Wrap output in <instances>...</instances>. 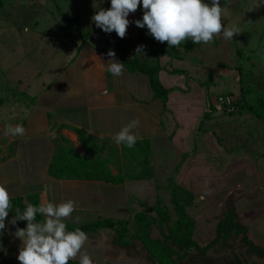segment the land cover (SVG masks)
<instances>
[{"label": "rangeland", "instance_id": "1", "mask_svg": "<svg viewBox=\"0 0 264 264\" xmlns=\"http://www.w3.org/2000/svg\"><path fill=\"white\" fill-rule=\"evenodd\" d=\"M0 2V14L5 17L0 20V26L8 23L16 29L12 28L13 34L0 35V77L2 67L14 56L7 47L14 46L17 50L21 44L20 28L26 30L37 22L38 28L62 35L67 29L75 30L77 19L83 28L91 27L92 16L110 5V0ZM204 2L210 3V0ZM251 2L220 0L225 10L222 24L226 27L237 24L242 30L233 40L217 36L210 44L191 41L183 52L177 48L181 54L179 57L177 53V58L186 54L191 60L190 67H201L190 69L200 78L192 79L195 83L191 85L209 89L207 97L211 103L210 107L208 103L203 106L204 110L209 109L207 119L202 118L203 109L198 113L190 107L188 115L184 106L176 107L183 110L174 117L176 126L181 128V144L187 148L186 161L177 172L172 175L173 161L162 160L167 158L166 153L160 156L155 150L154 155L150 148V162L145 164L140 146L128 148L110 140L100 143L106 146V169L112 176L119 175L130 182L129 190L133 193L128 194V208L116 206L106 213L110 217H128L124 218L126 224L102 230L106 235L105 264H264V256L249 251L241 234L235 231L222 233L206 251L186 249V239L168 238L187 226L176 211V203L180 202L193 219L191 239L200 246L215 237L218 221L233 211V216L247 227L249 239L264 247V119L243 107L242 95L247 89L264 93V6L247 11ZM66 16L76 20L70 21ZM29 33L31 46L37 40V33L32 29ZM238 50L242 51L241 55L237 54ZM144 51L143 56H137L139 60L155 59L154 54ZM239 66L242 71L251 72L245 75L244 81L240 78ZM220 94L233 96L238 107L228 111L216 101ZM198 118L203 119L201 124ZM178 151L173 150L176 157ZM139 174L142 178H132ZM112 195L116 200L120 197L119 192ZM26 223L23 221L21 225L26 227ZM181 253L183 258L179 259Z\"/></svg>", "mask_w": 264, "mask_h": 264}, {"label": "crops", "instance_id": "2", "mask_svg": "<svg viewBox=\"0 0 264 264\" xmlns=\"http://www.w3.org/2000/svg\"><path fill=\"white\" fill-rule=\"evenodd\" d=\"M142 13V8L138 7L128 16L130 24L123 38L126 41L125 58L141 57L136 55L135 48L144 45L140 38L144 28L136 27L134 21L142 19ZM4 18L0 14V20ZM77 20L79 30L67 29L62 35L42 30L35 22L31 28H20L21 44L17 50L14 46L7 47L14 56L2 67L0 77V184L6 186L11 199L19 197L26 205L29 196H35L39 204L76 201V210L65 223L81 225L110 217L106 213L113 207L128 208L130 182L124 179L114 183L89 173L52 175L50 164L54 161L75 162L79 156L106 160V146H100V143L113 141L112 137L124 125L138 119L140 124L134 129L137 140H149L154 155L166 153L167 158L162 160L173 161V175L185 163L187 153L179 138L181 128L176 126L174 117L183 110L176 107L184 106L188 115L190 107L199 113L208 103L209 89L191 85L195 83L192 79L200 78L190 69L201 67H190L191 60L186 54H182L181 59L167 52L157 55L154 60H149L156 65L153 73L130 71L124 64L123 75L113 76L106 71L107 52L119 37L114 31L104 33L94 23L83 28ZM12 28L16 30L13 24L0 26V35L13 34ZM30 29L37 33V40L31 46L28 44L31 33L27 34ZM157 47L145 46L144 49L150 54ZM144 49L143 53L146 52ZM184 50L183 47L180 51ZM116 59L123 63L118 55ZM152 77L157 79L159 88L153 87ZM194 93L198 95H192ZM162 95H166L165 103ZM206 110L201 113L204 115ZM202 118H198L199 124ZM17 124L24 126L25 136L6 134L9 125ZM76 128L83 130L86 138L79 140ZM177 149L176 157L173 150ZM113 192L120 193L119 199L116 200ZM11 219L9 212L6 228L0 232V245L3 246L0 264H20L16 257L21 241L14 233L17 227H24L18 223L9 224ZM41 219L44 220L42 215ZM104 229L106 227L87 233L84 248L93 264L106 263ZM72 260L80 264L79 258Z\"/></svg>", "mask_w": 264, "mask_h": 264}, {"label": "clouds", "instance_id": "3", "mask_svg": "<svg viewBox=\"0 0 264 264\" xmlns=\"http://www.w3.org/2000/svg\"><path fill=\"white\" fill-rule=\"evenodd\" d=\"M264 6V0H252L247 11ZM142 8V19L134 21L138 28H147L148 34L157 42H167L169 47H179L181 42L191 40L193 44H210L215 37L233 40L235 35L242 32L237 24L225 26L222 24L224 8L220 0H110V7L99 9L93 16L92 22L104 33L113 31L123 39L126 37L130 24L129 14ZM144 45L135 48L136 55L143 56ZM109 60L106 71L113 76L124 73V63L116 59V54L109 49ZM140 124L138 119H132L124 125L113 137L118 145L134 147L138 136L135 134ZM6 134L12 137H23L26 129L22 124L9 125ZM11 195L6 186L0 184V232L6 228V218L11 209ZM76 210V201L67 200L60 203L44 201L38 206L28 204L21 212L16 209L10 221H26V227L16 228L15 237L21 241L16 259L20 264H69L72 259L79 258L80 264H93L92 258L84 248L88 235L80 228L67 231L65 220ZM37 214L44 217L43 221L36 220ZM0 250L3 246L0 245Z\"/></svg>", "mask_w": 264, "mask_h": 264}, {"label": "trees", "instance_id": "4", "mask_svg": "<svg viewBox=\"0 0 264 264\" xmlns=\"http://www.w3.org/2000/svg\"><path fill=\"white\" fill-rule=\"evenodd\" d=\"M143 15V13H142ZM67 19L70 21H75L76 19L74 18H69L66 16ZM77 30H79V26L76 24L75 27ZM264 33V31H263ZM141 41L144 43L146 47L148 46H153L157 45V49L154 51H151L150 54H154L155 57L160 54H164L167 52L168 54L177 57H180L181 54L177 50V48H183L185 47L191 40H187L185 42H181V45L179 47H169L167 42L160 43L157 42L151 35L148 34V30H144L141 34ZM126 45V41L124 39L119 38L115 43L111 44L109 46V49L113 50L116 55L121 57L123 63L125 66L130 70V71H140V72H145V73H153V71L156 69V65L153 62H144L141 61L137 58V56H134L133 58H125L123 56V51ZM241 50H238V55H241ZM240 67V66H239ZM158 68V67H157ZM176 71V70H175ZM241 73V80L244 81L245 75H251L250 71H242L241 67L239 69ZM151 82L154 88H159L158 81L155 77L151 78ZM243 99H244V105L245 109L249 110L250 112L254 113L257 117L264 119V93H255L251 89L243 90L242 91ZM162 101L165 103L166 102V95H162ZM239 104H242V101L239 102ZM208 105L210 107L211 103L208 98ZM235 106L238 107V105ZM209 117V109L204 112L203 118L207 119ZM203 119L200 121V124L202 123ZM76 134L78 136L79 140H83L86 138V134L83 130L81 129H75ZM140 146L141 150L143 151L145 157H144V162L145 164H148L149 157L148 153L150 150V142L147 139L144 140H137L134 147ZM49 172L52 175H58V174H63V175H73L76 174L78 176H81V174L84 173H89V174H94L103 178H106V181H111L114 183L121 182L124 178L119 175L112 176L108 169H106V160L102 159H95V160H88L84 156H79L77 158V161H66V162H61L57 163L56 161L52 162L49 166ZM132 178L134 179H140L142 178V175H134ZM170 184L172 187H174V182L171 179ZM29 203L33 204L34 206H38L39 202L35 196H29L28 197ZM11 204V209L10 213H12V217L15 215L16 209L18 208L21 212H23L26 209V204H24L21 200V198H12L10 200ZM176 211L179 214L180 218L185 220L187 222V226L185 230L173 233L168 236V238L172 239H186V249H189L190 247H194L197 251H206L210 248V246L217 241L222 233L224 232H230V231H235L239 234H241V240L244 243V245L248 248L249 251L254 252L257 256L263 257L264 256V247H261L257 244H255L251 239H249L247 235V227L243 225L240 221H238L235 216H233V211L228 212L225 218L221 219L218 221L216 224V234L215 237L209 241L207 244L204 246H200L196 241L191 239L192 236V231L194 228V223L192 217H190L186 211L184 210V204L177 202L176 203ZM143 216V215H142ZM36 220L38 222L42 221L41 215L37 214ZM18 224H22L23 221H17ZM126 224V219H113L110 217H106L103 219H97L93 221L86 222L81 225H74V224H68L67 225V231H74L76 228H80L82 231L85 233L95 231L100 228H118L119 224ZM179 259L183 258V253H181L179 256ZM69 264H78L77 261L70 260Z\"/></svg>", "mask_w": 264, "mask_h": 264}, {"label": "built area", "instance_id": "5", "mask_svg": "<svg viewBox=\"0 0 264 264\" xmlns=\"http://www.w3.org/2000/svg\"><path fill=\"white\" fill-rule=\"evenodd\" d=\"M216 101L228 111H234L236 109L234 97L229 94L218 95Z\"/></svg>", "mask_w": 264, "mask_h": 264}]
</instances>
